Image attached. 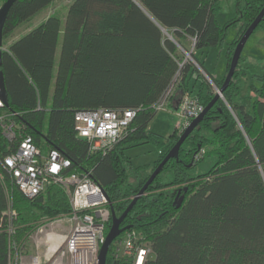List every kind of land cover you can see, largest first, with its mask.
Instances as JSON below:
<instances>
[{"label":"trees","instance_id":"obj_1","mask_svg":"<svg viewBox=\"0 0 264 264\" xmlns=\"http://www.w3.org/2000/svg\"><path fill=\"white\" fill-rule=\"evenodd\" d=\"M54 1L16 0L3 41ZM220 1L74 0L64 18L53 13L7 47L3 42L7 104L0 116L14 123V136L6 137L0 121V264H8L12 244L25 252L43 219L71 211L60 183H49L32 198L24 195L4 166L5 157L31 136L45 153L57 149L71 161L63 175L89 173L121 215L179 139L181 132L150 130L159 102L166 98L164 106L174 109L188 94L205 108L217 94L214 85L219 89L224 83L237 43L264 7V0H236L235 17L222 25ZM230 27L238 32L228 42L226 72L216 77L196 51L223 44ZM190 39L191 59L185 60ZM242 60L223 96L121 225L128 226L121 236L136 231L152 247L145 264H264V73L252 77L256 98L244 103ZM97 108L135 115L116 144L92 151L77 131L76 114ZM148 141L158 145L159 158L134 165L126 149ZM208 155L215 161L196 173ZM110 223L111 218L105 234ZM113 250L114 244L107 264H132L128 257L115 260Z\"/></svg>","mask_w":264,"mask_h":264},{"label":"built area","instance_id":"obj_2","mask_svg":"<svg viewBox=\"0 0 264 264\" xmlns=\"http://www.w3.org/2000/svg\"><path fill=\"white\" fill-rule=\"evenodd\" d=\"M165 101L166 98L159 102L158 110L165 108ZM3 106L5 103L0 95V108ZM177 110L183 120L176 128L180 127L183 132L204 106L186 94L180 99ZM134 115L135 112L129 109L81 110L76 114V128L79 135L90 142L92 151L106 149L119 141ZM6 116H0L1 127L6 137L12 138L14 123L7 121ZM70 165L71 161L59 150L51 149L45 153L31 136L24 137L17 150L5 157L4 166L24 195L32 198L44 191L49 183H60L71 204L70 213L45 218L32 232L34 252L21 251L12 244L8 264H99L100 249L106 239L105 224L111 218L109 200L103 187L89 173L63 175ZM8 230L11 232L13 228ZM113 244L123 248L132 264H145L152 254V247L141 241L136 231L120 235Z\"/></svg>","mask_w":264,"mask_h":264},{"label":"rangeland","instance_id":"obj_3","mask_svg":"<svg viewBox=\"0 0 264 264\" xmlns=\"http://www.w3.org/2000/svg\"><path fill=\"white\" fill-rule=\"evenodd\" d=\"M74 0H56L47 9L37 15L30 23H24L20 25L12 34V36L6 39L4 42L5 47L18 38L20 35L28 32V30L34 26H37L42 20L51 14H58L62 18L65 17L69 5ZM5 2V1H4ZM4 2L0 0L2 5ZM220 9L218 11L217 18L222 25L228 23L236 15V0H221ZM30 26V28L28 27ZM238 30L234 27H230L225 38V42L220 45L211 46L203 50H197L196 55L204 62L205 69L212 73L214 76H224L226 72V66L228 64L227 58V46L228 42L236 36ZM190 50L185 51V60L191 59V50L193 49L192 43L188 42ZM188 53L190 57L188 56ZM244 60L241 61V65L246 69V75L243 78L242 86V99L244 103L250 104L252 100L256 98L255 93L250 89V81L256 74L264 73V29H256L249 37L246 45L242 51ZM202 71V70H201ZM203 72V71H202ZM200 82L197 83L196 89H198ZM257 84V83H256ZM214 85V84H213ZM214 90L218 91V88L214 85ZM192 96V95H191ZM183 120L179 110L170 108H160L156 116L151 121L149 128L155 133L170 135L171 133L180 132V127L176 128L177 124ZM176 134V133H175ZM180 135V133H178ZM127 154L131 157L134 165H146L153 164L155 160L159 158V147L153 142H144L126 149ZM215 158L211 155L205 157L200 163H198L194 171L205 172L207 171ZM150 245L149 243H147ZM25 252L32 253L34 248L31 241L28 245L23 247ZM153 254V253H152ZM152 254L150 258L152 257ZM112 256L115 260L123 259L129 256L124 253L122 247L114 246ZM130 259V258H129Z\"/></svg>","mask_w":264,"mask_h":264},{"label":"water","instance_id":"obj_4","mask_svg":"<svg viewBox=\"0 0 264 264\" xmlns=\"http://www.w3.org/2000/svg\"><path fill=\"white\" fill-rule=\"evenodd\" d=\"M16 0H6L1 8H0V48L3 44V28L6 23L8 13L14 4ZM264 19V7L261 9L260 13L257 15L255 20L251 23V25L247 28V30L244 32L242 37L240 38L239 42L237 43L234 53L232 55V59L229 64V69L226 74L225 80L221 88L218 89L217 94L215 95L214 99L204 108V110L199 114L198 117L193 119L190 124L184 129L183 132L180 133L179 139L177 140L176 144L172 147V149L169 151V153L166 155V157L160 162V164L154 169L152 174L150 175L147 182L144 184V186L139 191L138 195L134 197L132 202L128 205V207L123 211L121 215H117L110 205L111 209V223H110V229L108 233L106 234V239L104 243L101 246L100 254H99V264H107V255L109 252L110 247L114 243V241L119 237L125 229H128L127 227H122V223L127 216V214L131 211L134 204L136 203L137 199L143 195L149 186L151 182L155 179V177L161 172L163 169V166L165 163L171 159V158H177L179 154V150L185 139L188 137V135L198 126V124L203 120L205 114L207 111L213 106L214 102L219 98L223 96L224 90L229 85L230 81L232 80L235 70L239 64L240 58L242 56V51L246 45V42L248 41L249 37L252 35V33L256 30L260 22ZM0 65H1V49H0ZM0 95L4 101L5 104H7V91L4 83V77L3 72L0 71ZM180 103V99L177 101V104L175 106V110L178 109V105ZM107 199L109 200V197L106 193V191L103 189ZM181 203V200L179 204Z\"/></svg>","mask_w":264,"mask_h":264},{"label":"crops","instance_id":"obj_5","mask_svg":"<svg viewBox=\"0 0 264 264\" xmlns=\"http://www.w3.org/2000/svg\"><path fill=\"white\" fill-rule=\"evenodd\" d=\"M189 42H190V43H193V40H192V39H190V40H189ZM216 77H220V76H216Z\"/></svg>","mask_w":264,"mask_h":264}]
</instances>
